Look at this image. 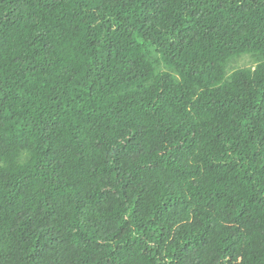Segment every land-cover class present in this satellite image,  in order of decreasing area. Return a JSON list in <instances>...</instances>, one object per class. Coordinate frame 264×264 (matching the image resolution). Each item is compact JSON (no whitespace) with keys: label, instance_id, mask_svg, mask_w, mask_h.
I'll use <instances>...</instances> for the list:
<instances>
[{"label":"trees","instance_id":"obj_1","mask_svg":"<svg viewBox=\"0 0 264 264\" xmlns=\"http://www.w3.org/2000/svg\"><path fill=\"white\" fill-rule=\"evenodd\" d=\"M0 264H264V0H0Z\"/></svg>","mask_w":264,"mask_h":264},{"label":"rangeland","instance_id":"obj_2","mask_svg":"<svg viewBox=\"0 0 264 264\" xmlns=\"http://www.w3.org/2000/svg\"><path fill=\"white\" fill-rule=\"evenodd\" d=\"M255 65V61L250 56H243L239 59H236L234 62L231 63L230 69L233 68H252Z\"/></svg>","mask_w":264,"mask_h":264}]
</instances>
